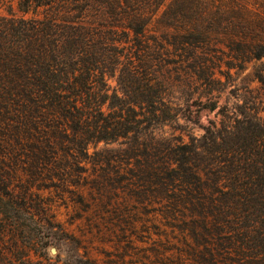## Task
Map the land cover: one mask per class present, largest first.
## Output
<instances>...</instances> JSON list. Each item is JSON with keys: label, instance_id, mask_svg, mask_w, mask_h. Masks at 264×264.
<instances>
[{"label": "trees", "instance_id": "1", "mask_svg": "<svg viewBox=\"0 0 264 264\" xmlns=\"http://www.w3.org/2000/svg\"><path fill=\"white\" fill-rule=\"evenodd\" d=\"M121 2L18 0L21 15L11 6L0 13V197L20 217L26 209L40 242L39 258L21 264H99L76 246L50 262L38 212L17 198L30 199L45 179L80 185L87 147L100 141L144 145L143 171L189 260L177 264H264V107L263 117L242 110L189 142L155 138L178 114L150 59L159 52L145 31L150 19ZM238 38L264 58L263 38ZM254 77L264 90V61Z\"/></svg>", "mask_w": 264, "mask_h": 264}, {"label": "rangeland", "instance_id": "2", "mask_svg": "<svg viewBox=\"0 0 264 264\" xmlns=\"http://www.w3.org/2000/svg\"><path fill=\"white\" fill-rule=\"evenodd\" d=\"M17 1H0V13L6 14L11 6L15 15H21ZM121 5L126 12L136 10L150 19L145 31L159 50L150 59L178 114L174 123L154 129L155 138L189 142L213 123L232 122L242 110L263 117L264 90L254 69L264 58L255 59L238 36L264 39V0H122ZM109 84L114 88L115 79ZM213 103L217 107L210 109ZM126 145L91 143L89 157L82 162L86 171L80 185H73L76 178L68 187L56 178L45 179L35 184L30 199L17 198L19 205L38 212L43 240L49 241L45 252L50 262L57 253L65 257V250L75 246L78 254L99 264L189 261L180 237L165 226L161 216L165 202L148 178L153 174L143 171L147 166L141 154L144 145L133 150ZM133 151L140 154L135 156ZM145 151L152 153L154 148ZM150 160L157 164L154 157ZM36 235L26 209L20 217L0 197V264L39 258Z\"/></svg>", "mask_w": 264, "mask_h": 264}, {"label": "water", "instance_id": "3", "mask_svg": "<svg viewBox=\"0 0 264 264\" xmlns=\"http://www.w3.org/2000/svg\"><path fill=\"white\" fill-rule=\"evenodd\" d=\"M51 253L55 254L56 253V249L54 247L51 248Z\"/></svg>", "mask_w": 264, "mask_h": 264}]
</instances>
